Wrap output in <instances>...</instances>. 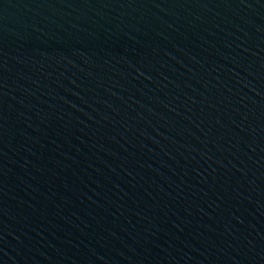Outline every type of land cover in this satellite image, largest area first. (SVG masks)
I'll list each match as a JSON object with an SVG mask.
<instances>
[{"label":"water","instance_id":"water-1","mask_svg":"<svg viewBox=\"0 0 264 264\" xmlns=\"http://www.w3.org/2000/svg\"><path fill=\"white\" fill-rule=\"evenodd\" d=\"M0 264H264V0H0Z\"/></svg>","mask_w":264,"mask_h":264}]
</instances>
